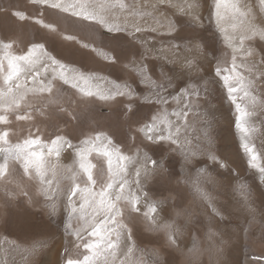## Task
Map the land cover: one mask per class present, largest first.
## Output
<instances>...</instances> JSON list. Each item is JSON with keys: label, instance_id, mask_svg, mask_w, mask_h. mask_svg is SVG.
Instances as JSON below:
<instances>
[{"label": "snow or ice", "instance_id": "1", "mask_svg": "<svg viewBox=\"0 0 264 264\" xmlns=\"http://www.w3.org/2000/svg\"><path fill=\"white\" fill-rule=\"evenodd\" d=\"M30 2L39 13L35 24L43 34L28 41L23 48L16 43L18 38L0 36V126L4 128L0 130V188L4 189V196L29 195L19 186L15 191L8 188L14 182L17 166L45 193H58L59 184L53 189V179H48V173L51 171L55 178L59 164H50L49 160L54 157L59 161L63 153L70 152L78 171L69 169L72 185L65 193L69 221L65 224V235L75 236L78 243L75 257L68 258L66 264H125L123 259L117 262V252L122 243H127L129 255L136 248L129 225L136 224L141 212V194L146 209L143 217L152 225V230L165 237L162 245L165 255L152 253L151 261L143 260L142 264H177L174 253L183 251L179 237L190 223L195 230L193 213L184 208L169 219L158 217V209L163 211L162 202L148 200L145 184L153 175L171 183L175 172L171 162L174 157L169 153L179 152L191 163L192 158L204 152L199 137L195 146L188 138L189 116H199L201 102H206L211 94L207 87L209 81L202 73L208 71L205 65L213 61L211 83L217 89L223 88L234 106L235 127L242 133L240 146L249 157V165L257 167L259 155L249 139L256 129L249 126L248 120L255 115L258 103L253 93L264 95V0H257L255 4L252 0H212L211 5L208 0ZM202 6L208 7L210 18L231 50L230 59L219 55L216 32L212 33L211 40H205L202 35H180L183 25L194 27L201 22ZM49 10H53L52 15L46 16ZM12 15L21 21L32 19L18 10ZM163 20L168 21L169 35L175 33L172 39L186 41L185 44L168 43L157 48L149 41L144 34L159 32L164 27ZM177 25L181 26L179 30ZM103 31L117 35L110 40L97 39V33L102 35ZM120 40L128 47H122ZM150 56L154 59L150 60ZM90 64L98 68L91 69ZM121 64L124 75L112 80L97 75V71ZM134 84L145 87L140 89L133 87ZM64 86L75 90L73 94L83 98L81 102L98 99L122 105L115 109L116 124L119 129L127 128L129 133H134L136 151L126 155L114 143L112 134L99 127L85 132L79 124L86 115L70 111L62 103ZM142 91L146 94L141 95ZM38 104L42 107H37ZM143 105L148 106L149 116L140 112ZM36 112L54 129L51 136L35 124L24 135L9 130L13 123L10 117L16 121H32V114ZM203 116L205 126L210 128L207 111ZM73 139L78 143H73ZM207 155L218 163L211 152ZM93 157L103 158L106 168L98 167ZM220 167L226 165L220 164ZM130 170H134L131 181ZM258 170L264 177V166ZM203 172L206 169H197L198 176ZM193 184L200 198L212 207L211 197L200 188L199 181ZM76 196L80 197L78 205L73 200ZM45 198L51 200L52 196ZM5 203L10 200L6 199ZM52 211L55 212L54 204ZM180 217L184 218L182 224L178 223ZM214 236L216 233L209 221L208 239ZM38 244L42 245L43 240L34 241L26 251L35 254ZM211 251L212 246L202 247L196 237L188 249L197 261L200 255ZM221 251L216 249L217 253Z\"/></svg>", "mask_w": 264, "mask_h": 264}, {"label": "rangeland", "instance_id": "2", "mask_svg": "<svg viewBox=\"0 0 264 264\" xmlns=\"http://www.w3.org/2000/svg\"><path fill=\"white\" fill-rule=\"evenodd\" d=\"M252 2L255 4L257 0H252ZM211 4L212 0H208V5ZM17 10L30 15L32 19L18 20L12 15V12ZM52 12L53 10H49L46 16H51ZM200 12L201 22L194 27L183 25L180 35H202L205 40H211L212 33L216 32L217 47L221 49L219 55L230 59L231 50L225 45L223 35L219 34L214 19L210 18L208 7L202 6ZM36 18H40L39 13L30 0H0V36L18 38L16 43L21 48L28 41L36 40L39 35L43 34L40 27L35 24ZM172 19L175 20V17ZM162 23L164 27L159 32L144 34L150 42L155 43L157 48L168 43L181 45L186 43L182 40H173L172 36L175 33L169 35L168 21L163 20ZM176 27L178 30L181 28L180 25ZM113 35L117 34L103 31L102 35L97 33V39L110 40ZM119 43L124 48L128 47L124 40H120ZM149 59H154V57L150 56ZM209 59L211 60V55ZM159 62L157 58V63ZM88 67L98 68L97 65L91 64ZM122 67L123 64L97 71V75L112 80L115 76L124 75L121 72ZM205 67L208 71L202 74L209 81L207 87L211 94L206 97V102H201L199 116L190 114L188 134V138L193 141V146L196 144V138H200L204 152L192 158L191 163L186 162L179 152L169 153L170 157H174L171 162L174 165L175 176L171 183H168L166 179L161 180L158 175H153L147 179L145 190L148 192V200L158 204L162 202L163 211L158 209L156 213L158 217L169 219L175 216L177 210L184 208L190 209L193 213L196 222L195 230L190 223L184 230V235L179 237L183 251L174 253L177 264H264V239H261L264 233V195H262L264 177L258 170L260 166H264V95L253 93L257 95L258 103L254 109L255 115L248 120L249 126L256 129L249 139L259 155L256 161L257 167L253 168L249 165L248 155L240 146L242 133L235 127L234 106L227 99L225 90L217 89V86L211 83L215 62L206 64ZM137 86L140 89L145 87L142 84L133 85V87ZM74 91L69 86H64L62 103L70 111L75 110L86 115L87 118L82 120L79 126L85 132H88L90 128L99 127L100 130L112 134L114 143L126 155L134 153L136 151V142L132 139L134 133H129L127 128L119 129L116 124L115 109L123 106L98 99L81 102L83 98L78 94L74 95ZM145 94L146 91L141 92V95ZM242 103H247V101ZM37 107H42V105L38 104ZM205 111L208 113L206 119L211 124L210 128L205 126L203 116ZM140 112L145 116L150 115L146 105L140 108ZM32 115V121H16L14 117H10L13 123L9 126V130H15L18 134L24 135L35 124L51 136L54 129L49 127L40 113L36 112ZM73 123L77 122L73 121ZM0 130H4L3 126H0ZM205 133L208 135L205 136ZM73 143H78V141L73 139ZM208 152L218 158V163L208 159ZM148 154L152 155L150 151ZM112 159L115 165V154ZM93 162L98 167L106 168L103 158L93 157ZM49 163L59 164L55 178L51 171L48 173V179H53V189L57 187L58 182V193L52 191L45 193L35 180L23 175L22 168L19 166H17L18 171L14 182L9 184L8 188L15 191L19 186L22 190L28 191L29 195L5 197L4 189L0 188V264H53V252L58 246H61L58 264H66L68 258L75 257V245L78 241L73 235H65V224L69 222L65 193L72 185V173L69 169L78 171L76 160L69 152L63 153L59 161H56L54 157L50 158ZM220 164L226 167H220ZM197 169H206V172L198 176ZM130 172L128 179L131 181L134 179V170ZM197 180L200 188L211 197L212 207H209L197 194L193 184V181ZM245 194H247V200ZM46 195L52 196V199H46ZM6 199L10 200V203L6 204ZM73 200L78 205L80 197L76 196ZM53 204L55 212L52 211ZM139 207L141 212L138 214L136 224L129 225L134 233L133 240L136 248L129 255L127 243H122L117 252V262L123 259L125 264H142L143 260L151 261L152 253L158 252L161 256L165 255V249L162 247L165 241L164 235L152 230V225L143 217L146 209L142 194ZM209 221L212 223V231L216 233L212 240L208 239ZM178 223H184V218L180 217ZM193 237L200 241L202 247L212 246V251L200 255L198 261L188 252V249L192 247ZM37 240H43V244L37 245L38 250L35 254H29L26 249L32 247L33 242ZM217 248L222 251L217 253ZM80 251L84 250L81 248Z\"/></svg>", "mask_w": 264, "mask_h": 264}, {"label": "bare ground", "instance_id": "3", "mask_svg": "<svg viewBox=\"0 0 264 264\" xmlns=\"http://www.w3.org/2000/svg\"><path fill=\"white\" fill-rule=\"evenodd\" d=\"M61 246L53 252V264H58L60 260Z\"/></svg>", "mask_w": 264, "mask_h": 264}]
</instances>
